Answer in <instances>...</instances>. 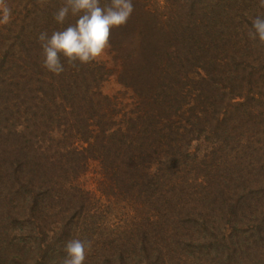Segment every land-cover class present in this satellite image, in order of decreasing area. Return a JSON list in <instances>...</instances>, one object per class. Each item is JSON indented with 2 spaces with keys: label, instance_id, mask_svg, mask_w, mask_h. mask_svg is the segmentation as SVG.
Here are the masks:
<instances>
[{
  "label": "rangeland",
  "instance_id": "1",
  "mask_svg": "<svg viewBox=\"0 0 264 264\" xmlns=\"http://www.w3.org/2000/svg\"><path fill=\"white\" fill-rule=\"evenodd\" d=\"M184 1L143 3L159 9L163 20L178 23L198 17L204 31L214 29L219 35L222 55H207L219 70L211 80L216 95L206 105L218 109L219 117L211 116L197 128V115L190 109L205 85L190 82L182 92L189 112L173 118L174 129H166L159 154L152 146L146 149L150 155L141 156L143 143L132 151L134 160L147 159L141 162L144 173L133 177L135 190H122L112 180L105 151L87 150L89 143L80 137L71 138L85 158L78 174L71 169V176L58 177L53 170V177L36 178L34 171H22L27 168L23 162L41 159L35 149L67 139L64 125L60 129L54 121L63 110L38 106L36 95L28 94L30 87L25 89L30 49L29 44L22 46V20L11 25L12 31L4 28L20 18L32 27L28 10L25 4L20 7L21 0L0 5L11 9L10 22L0 24V159L20 151L12 146L16 142L33 150L28 159L16 154L2 170L10 174L0 176V264H62L72 239L91 241L85 264H264V118L258 116L264 108V43L248 35L252 20L264 16V7L260 0H190L194 8L183 7ZM12 51L17 62L10 60ZM116 54L111 45L96 61L106 67L102 90L117 108L113 125L118 128L138 117L139 97L121 81L125 63ZM235 55L243 62L236 77L225 67ZM33 56L40 72L43 60ZM192 72L195 78L205 75ZM197 109L201 115L202 105ZM184 124L191 132L181 135L177 131ZM119 144L114 154L123 156L124 144ZM173 148L176 155L170 153Z\"/></svg>",
  "mask_w": 264,
  "mask_h": 264
},
{
  "label": "trees",
  "instance_id": "2",
  "mask_svg": "<svg viewBox=\"0 0 264 264\" xmlns=\"http://www.w3.org/2000/svg\"><path fill=\"white\" fill-rule=\"evenodd\" d=\"M6 2L7 0H0V5ZM109 2L110 0H101L102 5ZM63 3L64 0H21L20 7L25 4L23 7L28 10L26 17L30 19L32 27L27 24L28 20L22 18L4 26L5 29L12 31L11 25H17V22L22 20L23 23L20 25L23 34L22 46L26 48L29 44L30 49V56L25 60L29 64L27 71L30 73V76L27 75L25 89L30 87L29 90L27 89L28 94L36 95L33 101L37 100L38 106L46 104V109L51 112L57 110L61 113L60 110H63V115L61 117L58 115L54 121L59 124L60 129L64 125V138L67 139H59L57 144L51 142L49 146L45 148L42 146L40 150L35 149V154L42 160L23 162L27 168L23 167L22 171H34L32 174L37 176L36 178L39 176V178L53 177L51 173L53 170L59 174L58 177L71 176L69 172L71 169L75 171V174H78L77 168L82 166L85 158L83 152L74 147L73 140L75 137H80L85 140L84 142L89 143L87 150L98 147L105 151L104 161L108 162L106 164L111 168L109 170L113 174L112 180L120 182L122 190H135L137 184L134 183L133 177L144 173L141 162L147 159L144 157L142 160H134L136 156L132 158V151L137 148L139 143H143V146H146L145 151L141 150V156L150 155L146 149L152 146H154L152 152L155 151L156 154H159L161 148L164 147L161 138L165 136L166 129L168 127L174 129L173 118L187 115L189 112L190 107L184 108L187 102L183 103L185 94L182 92L190 82L197 83L201 88L205 85L197 98V104L190 109L192 115H197L196 124H199L197 128L200 129V125L205 126L206 122L209 123L216 116L218 119L219 110H212L210 105H206L216 95L211 80L212 77L218 78L216 72L219 70L216 61L214 63L208 61L207 55L214 53L216 54L215 58L218 57V59L222 55L218 44L219 35L214 33V29L209 32L204 31L201 24L198 23V17L178 23L163 20V13L159 9L152 10L143 3V0H133L135 10L132 17L125 26L112 31L110 43L116 51V55L125 63V68L120 75L121 81L125 86L134 88L139 97L138 117L130 118L126 127L115 128L113 124L116 125L117 108L112 107L111 98L102 90V84L106 80L105 66H100L97 61L88 64L77 62L76 66H71L61 56L65 71L60 75L45 68L38 71L33 55H36L40 61L44 60L43 49L38 42L39 34L47 31L51 35L53 31L63 30L69 24H74L77 19L69 15L64 24H59L54 20V13ZM183 4V7L186 5L194 8L190 0H185ZM202 22L205 23L203 18ZM26 24L28 27L24 26ZM2 37L1 34L0 38ZM32 49L37 51L36 54ZM8 53L12 55L10 60L18 61L14 51ZM241 61L235 55L231 57L225 67L236 77L238 76L235 75L237 69L241 68L243 64ZM191 71H194L193 74L205 72V75L195 78L196 75H190ZM37 75L39 76L36 80ZM228 75L231 76L229 73ZM43 76L48 78L45 79ZM201 105L202 114L200 115L197 113V108H200ZM211 116L214 117L211 118ZM258 116L264 118V108L259 110ZM137 121L143 122L144 127L139 128ZM130 122L131 125H129ZM187 128V124H184L177 132L185 135L188 131ZM51 129L52 132L56 128ZM193 131H196V128ZM170 132L174 133L173 130ZM120 142L124 144L121 151L130 157L129 162L125 155L114 154L119 148ZM12 146L15 149L19 147L20 151L16 153L17 156L22 155L24 158L29 150L33 153L30 146L24 142H16ZM180 148L181 146L178 150ZM170 153L176 155V148H173ZM16 154H7L2 160L0 159L1 177L5 178L10 174L2 170L7 163L14 160ZM39 160L41 161L39 162ZM126 161L128 163L124 165ZM124 167L129 168V172L124 171ZM45 169H49V171L46 172ZM42 172L45 176L41 174ZM67 179L65 178V181ZM159 181L164 182L163 179ZM1 188L0 197L4 198ZM0 207H2L1 204ZM8 213L10 210L6 213L3 212L2 216Z\"/></svg>",
  "mask_w": 264,
  "mask_h": 264
},
{
  "label": "clouds",
  "instance_id": "3",
  "mask_svg": "<svg viewBox=\"0 0 264 264\" xmlns=\"http://www.w3.org/2000/svg\"><path fill=\"white\" fill-rule=\"evenodd\" d=\"M264 7V0H260ZM133 0H110L101 4V0H64L63 5L54 13V20L64 24L69 15L76 17L74 24L63 30L53 31L51 35L43 31L38 42L43 49V67L60 75L65 71L61 61L63 56L69 65L88 64L102 57L111 48V34L114 29L125 26L134 13ZM11 20V9L6 5L0 9V24ZM252 29L248 35L264 43V16L252 20ZM91 241L72 239L67 243V257L62 264H85L87 249Z\"/></svg>",
  "mask_w": 264,
  "mask_h": 264
}]
</instances>
